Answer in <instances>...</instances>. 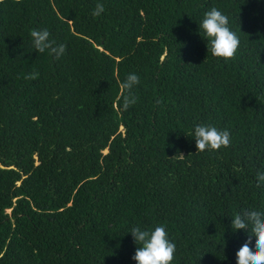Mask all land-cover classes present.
Segmentation results:
<instances>
[{"label":"trees","instance_id":"16d2710c","mask_svg":"<svg viewBox=\"0 0 264 264\" xmlns=\"http://www.w3.org/2000/svg\"><path fill=\"white\" fill-rule=\"evenodd\" d=\"M212 7L239 37L234 59L207 52ZM43 28L59 59L33 49ZM197 124L230 146L196 152ZM258 169L264 0H0V264H136L130 229L157 225L171 264H236L251 225L233 232L232 218L264 212Z\"/></svg>","mask_w":264,"mask_h":264},{"label":"clouds","instance_id":"9594fccd","mask_svg":"<svg viewBox=\"0 0 264 264\" xmlns=\"http://www.w3.org/2000/svg\"><path fill=\"white\" fill-rule=\"evenodd\" d=\"M105 11L103 3H97L91 15L95 18ZM229 17L212 7L205 12L199 25L204 38L208 41L207 52L213 57L230 60L235 58L240 40L229 28ZM32 47L36 52L45 53L53 59H59L66 52V45H57L51 38L47 28L32 29L30 31ZM39 73L33 71L24 76L25 80H35ZM140 84V77L136 73L126 75L120 83V100L122 110H128L138 101L134 89ZM159 104L160 101L158 100ZM195 141L196 152L206 150H219L221 147H229L231 144L230 132L220 130L211 124H197L192 132ZM257 187L264 182V171L256 172ZM251 225V234L235 253L236 264H264V212L245 210L237 213L231 220V229L246 230L248 233ZM136 249L131 257L136 264H171L174 260L176 245L168 238V232L163 225H157L153 229H142L134 226L130 229ZM255 237V246L252 247L251 237Z\"/></svg>","mask_w":264,"mask_h":264}]
</instances>
